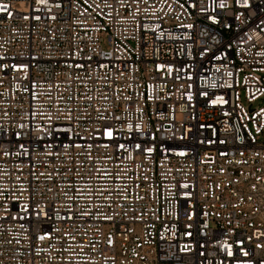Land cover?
Segmentation results:
<instances>
[{
	"label": "built area",
	"instance_id": "2783aa9c",
	"mask_svg": "<svg viewBox=\"0 0 264 264\" xmlns=\"http://www.w3.org/2000/svg\"><path fill=\"white\" fill-rule=\"evenodd\" d=\"M0 264H264V0H0Z\"/></svg>",
	"mask_w": 264,
	"mask_h": 264
},
{
	"label": "snow or ice",
	"instance_id": "6c2138e0",
	"mask_svg": "<svg viewBox=\"0 0 264 264\" xmlns=\"http://www.w3.org/2000/svg\"><path fill=\"white\" fill-rule=\"evenodd\" d=\"M27 17H25V19H26ZM37 19H38V17H37ZM106 135L109 137V138H111L112 137V132H111V130H107L106 131ZM21 147H23V145H21ZM119 147H121V148H123L124 147V145H119ZM137 147H140V145H137ZM149 151H151V149H149ZM181 155H183L184 153H180ZM184 187H187V185H184ZM25 211H26V209H25ZM106 219H111V217H106ZM47 237L45 236V235H41L40 237H39V239H41V240H44V239H46ZM248 253H245V255H247ZM229 255H231V253L229 252Z\"/></svg>",
	"mask_w": 264,
	"mask_h": 264
}]
</instances>
